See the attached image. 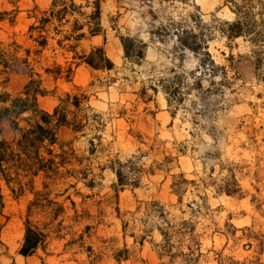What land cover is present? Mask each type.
I'll return each instance as SVG.
<instances>
[{
  "label": "rangeland",
  "instance_id": "1",
  "mask_svg": "<svg viewBox=\"0 0 264 264\" xmlns=\"http://www.w3.org/2000/svg\"><path fill=\"white\" fill-rule=\"evenodd\" d=\"M50 1L0 0V11L8 13L7 19L14 17L13 24L0 23V41L27 44L26 31L34 21L31 16H39ZM87 1L91 5L93 0ZM85 3L75 0L76 5ZM100 8L103 34L83 40L77 52L102 46L112 70L95 71L81 64L66 82L54 81L35 68L49 91L38 99L42 109L51 112L59 97L78 89L88 97L84 104L87 127L77 134L63 128L59 139L70 142L76 155L86 159L94 187L87 189L79 182L65 193L66 186L52 188L48 198L65 208L58 219H63L62 230L50 234L44 250L23 257L17 251L33 195L26 191L15 197L1 182L0 264H166L168 257L158 259L161 237L157 229L162 225L144 212L145 204L153 201L164 206L172 224L186 221L195 227L200 244H192L190 257L195 264H264V253L256 255L253 242L242 231L251 228L264 235V83L257 82L247 60L237 57L244 45L237 42L234 60L227 61L229 51L217 35L209 43V52L215 64L224 68L230 86L219 90L218 78H202L197 83L193 77L200 72L197 58L178 52L174 39L161 32L171 21L186 19L196 11L205 21L229 19L227 8L221 0H100ZM82 11L89 13L91 6ZM119 37L146 43L140 63L123 58ZM45 55L47 61L41 66H50L53 60L65 62L59 54L52 58L48 51ZM66 56L69 60L70 54ZM176 80L180 83L172 88L178 98L174 100L162 86ZM27 81L21 73L2 76L0 92L17 95ZM14 136L11 125L0 121V137L11 141ZM127 160L133 161L140 184L115 188V175L107 165ZM227 162L244 166L235 174L245 193L242 199L215 193L214 184L225 173L219 174L220 165ZM183 180L184 192L177 204L171 184ZM253 186L260 188L259 194ZM34 188H41L39 180ZM252 195L257 201L251 202ZM74 211L82 217L78 222L73 221ZM30 220L38 226L46 222L41 215ZM187 245L185 240L183 247L172 251L177 254L173 264L183 263L182 256L190 252ZM124 248L128 259L117 263L113 255Z\"/></svg>",
  "mask_w": 264,
  "mask_h": 264
},
{
  "label": "trees",
  "instance_id": "2",
  "mask_svg": "<svg viewBox=\"0 0 264 264\" xmlns=\"http://www.w3.org/2000/svg\"><path fill=\"white\" fill-rule=\"evenodd\" d=\"M221 1L222 7L227 8L229 12V19L205 21L202 14L196 11L186 19L171 21L161 28V32L174 39V48L178 52L187 51L197 58V70L200 72L197 75L193 73L197 83H200L202 78H218L219 90L230 86L224 68L215 64L209 52V43L216 35L225 41V47L229 51L227 61L234 60L232 50L238 47L237 42L243 44L244 52L237 54V57L247 60L252 66L257 82L264 83V0ZM89 6V13L82 11L84 7ZM7 15V12L0 11V23L8 20L13 24L14 17L7 19ZM31 17L34 21L26 31L27 44L14 39L0 41V77L10 73H21L28 77L19 94L11 96L5 91L0 92V121H7L15 131L11 141L0 137V183L3 182L15 197L23 195L26 191L33 195L26 209L23 239L17 251L23 257L35 255L39 249L44 250L50 234L62 230L63 219H58L65 214V208L48 198L52 188L66 186L62 192L65 193L68 189L75 188L79 182L87 189H92L95 184L94 177H90L89 165L85 164L86 159L76 155L70 142L63 143L59 139V132L63 128L77 134L87 127L89 121L84 111L88 107L84 108V104L88 97L78 89L77 93H66L64 97H59L51 112L42 109L38 99L47 96L49 91L43 86L42 75L36 72L35 68L39 67L44 75L54 81L62 79L66 82L70 81L74 69L81 64L95 71L113 69V64L102 46L91 47L87 52H77L83 40L103 34L100 0H93L91 5L86 0L84 6L76 5L75 0H51L39 16ZM119 41L125 60L140 63L144 59L146 43L133 37H119ZM48 51L52 58L58 54L62 56L65 59L64 64L53 60L50 66H41L43 61H47L45 54ZM67 54H70L69 60ZM222 55L224 56V53ZM179 83L176 80L162 88L166 94L177 100L175 89L172 88ZM153 91L156 89L153 88ZM90 143L92 145V142ZM132 165L131 160L125 163L111 161L107 165L115 175V188L139 186L140 176ZM243 167L234 162L221 164L219 174L225 173L214 184L215 193L238 199L245 197L235 175L236 171L241 172ZM178 177L181 178L182 175ZM254 178L256 183L261 182L256 178V173ZM37 180L40 181L41 188L34 190ZM182 182L185 181L171 184L172 192L178 196L177 204L181 203V195L184 192ZM253 188L256 194L260 193V188ZM255 201L257 198L252 195L251 202ZM70 204L74 210V202L70 201ZM116 210L118 213V209ZM144 212L147 217H155L162 225V228L157 229L161 237L157 245L158 259L168 257L166 264H173L177 254L172 251L183 247L184 241L188 240L187 249L190 252L182 256V264H195L196 260L190 257L192 244L197 247L200 245L194 235L195 227L186 221L172 224L167 219L164 206L157 201L146 203ZM74 213L73 221L78 222L82 217L77 215L76 211ZM36 215H41L46 220L42 226L30 220ZM85 229H88V226ZM242 231H246L244 236L253 242L256 255L263 254L264 235L254 233L251 228H244ZM143 240L144 237L141 238L140 244ZM2 245L0 240V247ZM248 245L252 243L249 242ZM89 250L91 252V249ZM128 256L129 252L124 248L115 252L113 259L120 263L127 260Z\"/></svg>",
  "mask_w": 264,
  "mask_h": 264
}]
</instances>
